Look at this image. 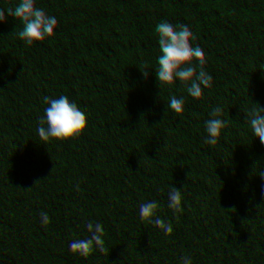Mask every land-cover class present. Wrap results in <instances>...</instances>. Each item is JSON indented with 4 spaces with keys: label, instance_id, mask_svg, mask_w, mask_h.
<instances>
[{
    "label": "trees",
    "instance_id": "obj_1",
    "mask_svg": "<svg viewBox=\"0 0 264 264\" xmlns=\"http://www.w3.org/2000/svg\"><path fill=\"white\" fill-rule=\"evenodd\" d=\"M261 20L264 0H0V264H264ZM128 178L153 214L115 216Z\"/></svg>",
    "mask_w": 264,
    "mask_h": 264
},
{
    "label": "clouds",
    "instance_id": "obj_2",
    "mask_svg": "<svg viewBox=\"0 0 264 264\" xmlns=\"http://www.w3.org/2000/svg\"><path fill=\"white\" fill-rule=\"evenodd\" d=\"M264 38V20L257 23L253 29ZM219 86L230 85L234 76L239 74L240 66L235 59L229 58L221 60L216 65ZM114 214L117 218L128 215H151L155 211V202L149 195L148 186L142 182H137L132 178L121 181L116 193L114 203ZM118 229L119 224L115 225ZM130 264H136L135 260Z\"/></svg>",
    "mask_w": 264,
    "mask_h": 264
}]
</instances>
